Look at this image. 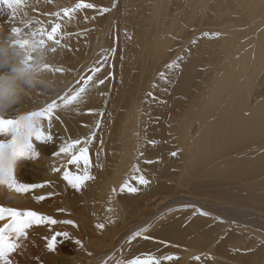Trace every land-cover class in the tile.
Masks as SVG:
<instances>
[{
  "label": "bare ground",
  "instance_id": "obj_1",
  "mask_svg": "<svg viewBox=\"0 0 264 264\" xmlns=\"http://www.w3.org/2000/svg\"><path fill=\"white\" fill-rule=\"evenodd\" d=\"M100 1L83 0V2L93 3L95 7L99 5ZM199 1L201 0H184L189 4V7L187 10L181 9V12H179L182 16V22L179 21L178 23V21L170 19L171 27L167 29L177 33L183 31L182 24L187 25L186 27H197L205 15V9H200L203 16H199L196 9ZM79 2L81 0H25L26 6H22L18 12L26 15V18H29V15L35 18V20L32 18L23 20L25 23H32V28L35 30L39 25H42V23L36 25V21L46 22V19H49L48 16L54 15L53 11L57 12L62 8L75 7ZM136 4H142L143 15L137 13V15L128 16L121 21L123 23L120 25V32L115 34L117 35L115 49L111 55H106L108 56L107 59L104 58V61L98 60L96 63L92 62L90 51H92L93 57L96 50H99L95 47L96 38L102 27H105L106 30L102 42L110 39L115 28L113 23L106 21V25H102V18L97 13L94 16L95 19L89 21L90 19L85 16L84 9H78L72 13L71 17H66V21L60 30V35L63 36L62 44L65 47L62 50L58 48L57 53L53 54L54 59L52 60L55 66L64 67L66 71L62 76L57 74L58 79L53 80L55 89L64 88L69 83V79L80 75L82 69L86 71L84 78L92 75V69L97 66L101 70L94 74V81L89 82L85 98L81 103L72 105L71 110L68 112L58 109L56 115L60 119L56 120L54 116L50 130L47 129V121L44 122L45 130L50 131L54 139L46 143L34 141L38 146L39 156L32 160L20 159L18 161L15 169L17 182L43 184L44 187H37L20 195V193L9 190L6 185H0V207L17 210L21 208L20 211L33 210L42 215L51 216V209L57 207L51 204L53 198H47L46 201L40 200L39 205L37 203L33 205L34 198L31 197V194L37 197L43 194L46 195L48 184H52L55 186L54 194L58 193L57 188L61 189L59 200L63 204L62 209L59 210L60 213L57 212L54 217L64 218V216L66 217L65 214H69V219L72 218L71 221H73L74 227L77 228V232H73L72 239L68 240V243H70L66 250L58 251L53 257H49L50 259H44V256L42 257L40 253V242L48 236L47 228L45 224L33 225V227L27 229L28 236L19 241L20 247L9 258L12 260V264H43L44 262H48V264H83L85 258L89 260L86 264H121V262L122 264L127 262L130 264V261L136 257L153 256L161 259L162 264H176V260H163L162 257L167 256V253L178 254V249H182L179 254L181 260L179 264H193L188 254L199 250H202V254L200 260H196L197 264H264V240L258 241L260 246L255 249V252L252 251L254 253L248 255L240 253L230 259L229 256H226V252L229 250L227 244L234 241L232 238L234 236L229 233L227 238L224 239L225 241L216 242V237L214 239L215 232L205 225V220L198 221L195 219L197 221L192 222L195 228L201 230L197 234L177 232L174 228V230L160 229L154 232L153 236H150L155 240L178 246L176 249L167 248L164 250L158 242L145 241L143 238H139L153 216L166 210L164 202L169 199L168 196L172 195L173 189L179 187L176 182L172 187L170 181H163L160 178L168 176L167 169L162 170L160 168H163L161 165L164 162H168L163 158L162 153L164 152L167 155L168 149H170L168 141L164 140L169 131L167 130L169 128L166 129L164 125L168 127L169 120L174 119L173 122L175 123V120L179 119L174 126L175 128L172 127L171 129L175 132V134L173 133L172 142L179 147L180 153L177 155H180L179 157H171L176 158V161L188 160L191 165L190 171H198L200 175L205 176L221 175L225 178L231 177L235 182L245 183L248 181L252 185H255L252 182L254 179L264 176V0H231L226 3L222 2V5L215 10L216 15L214 18L221 19L225 15L226 18L222 20L234 25V31L226 37L227 40L224 39L225 41L220 47L217 44L206 48V51H202L203 47L199 45L194 50V54L187 59V62L182 64L178 61L177 71L174 70L176 72H173V78L179 82L178 88L168 90V92L163 91L167 98L168 96H174L177 97V101L172 102L170 99V102L164 103L161 108H158V104L154 105L153 108H146L147 114L154 113L159 118L157 119L159 125L151 127V133L148 132V134H146L145 124L141 122V119L138 120L141 113L139 107L143 97V90L140 85L149 83L150 78L155 73L154 70L158 67V60L166 54V51L161 49L162 45L168 47L171 39L162 37L166 23L161 19L164 16H161L163 14L161 13L160 3L156 0L131 1L130 6L127 5L128 9L132 11L131 14H134L137 10ZM187 4L182 3L181 5ZM95 7L92 9L93 13L98 8ZM144 7L151 9V16L148 18L145 17ZM152 10L155 11L153 14L157 17L152 18ZM50 22H52L51 19ZM90 24L93 26L91 30L95 34H92V41L88 45L89 30L87 27ZM13 26L17 25H14L11 10L0 4V37H6ZM108 28H110L109 33ZM22 29L24 31L28 30L23 27ZM128 32H130V37L126 36ZM115 35H113V38ZM113 40L110 39L109 41L112 42ZM215 51H217L216 58L211 55ZM207 52L208 58L203 59L204 54ZM202 61L209 73H207L205 79L199 80L200 78L195 76V70L198 63H202ZM99 80H104V83L100 84ZM82 84L83 81L80 80V84L74 87L71 86V88L75 90ZM110 86L111 92H109ZM189 89H193L192 95L185 100L181 95ZM152 96L149 99L152 100ZM52 98H54L52 92H49L47 96L34 95L33 99L25 100L23 109L32 108V106H27L32 103H38L37 105L42 103L41 105H44ZM137 98L140 100H137ZM104 103L107 107L102 121L106 129L103 133L104 137L96 134L91 146L88 145L89 149L96 150L95 153L90 154V157L91 162L97 164L98 168L89 169L94 179L86 182L81 189H75L63 180L61 171H51L53 167H62L63 170L65 168L69 170V164L67 163L69 157L64 154L54 156L53 153L59 150L61 146L58 144L60 143L64 144L73 139L85 140L90 126L100 116L99 112L102 107H105ZM192 108L196 111L195 114L193 112L192 121L196 123L197 130L195 129L196 133L193 138L191 136V146L186 148L182 146L184 140H181V137L183 138L187 132L184 130V125L187 126L189 123L188 117L194 111ZM146 121L145 118L144 122ZM166 121L168 122L166 123ZM179 125L182 129H178ZM187 130L189 129L187 128ZM135 137L136 141L132 142ZM148 137L149 140L152 139V143H149L146 147L144 143ZM98 138L102 139V145L105 143V147L98 146ZM140 149H145L144 155L146 157L151 155L160 160L161 163V165H156V161L152 163V174L147 178L149 180L148 185H140L135 177L131 179L130 176L129 182V177L124 174V167H126L124 162L127 156H130L131 159L135 150ZM137 151L136 153H138ZM82 168L83 166L77 169L75 165H72L69 171L77 173L82 171ZM121 177L127 179L126 182L128 181V184L136 187L138 191L130 194L127 190H121ZM107 182L108 186L106 187ZM119 188L121 193H118V198L111 199L113 194H111V190L115 189L119 192ZM243 189H246V185H243ZM49 190L54 191L53 189ZM122 191L125 192V195ZM257 195L259 194H254L251 198L257 201ZM133 196H135L134 199H132ZM186 196L188 195L186 194ZM91 198L94 200L93 204L91 203L83 209H79L78 203L80 201L86 199L90 202ZM114 200H117V206L119 205V210L122 212L121 220H116L114 217L115 212L112 210ZM259 200L261 206H264V196L259 195ZM183 202L185 203V200ZM200 204H203V202H200ZM128 205H130L129 209ZM214 210H209L210 215L213 217L218 216L220 222L224 220L227 223L233 220L238 225L241 224L240 221L243 219L258 215L257 217L261 218L264 223V215L256 214L252 207L236 206L231 210H223V212H216V210L214 212ZM260 210L264 213V207ZM85 214H91L94 222L87 218ZM8 219L5 217V219L0 220V227L8 223ZM58 221H61V219ZM101 223L104 224L102 229L97 227ZM46 226L48 227V225ZM239 226L241 227L242 224ZM262 226L264 228V224ZM72 227L70 228L73 230ZM226 228L227 226L221 228L219 236L225 232ZM76 241H80V243L77 244ZM129 241H131L129 244H132V246H129L123 254L116 257L123 246L129 245L127 243ZM76 245L78 251L74 252Z\"/></svg>",
  "mask_w": 264,
  "mask_h": 264
},
{
  "label": "rangeland",
  "instance_id": "obj_2",
  "mask_svg": "<svg viewBox=\"0 0 264 264\" xmlns=\"http://www.w3.org/2000/svg\"><path fill=\"white\" fill-rule=\"evenodd\" d=\"M131 1L133 2L134 0H131ZM131 1L130 0H101L99 2V5L96 6L98 8L95 7L96 11L94 13L92 12L93 8L92 9H84L85 10V12H84L85 16H87L88 19H90L89 21H93L95 19L94 16L97 13V15L100 16V18H102V25H104V24L106 25V21H108V22L110 21V23H113V26L115 27L113 29V31H114L113 34L110 36L111 40L114 39L112 42L109 41L110 39L106 40V42H102V39L104 38V36L106 34V30L104 29L105 27H102L101 32L98 34V36L96 38V46L95 47L98 48L99 50L95 49L96 52L94 53L93 57H92V51H90V55H91L90 57H91V60L93 63H96V61L98 62V60L104 61L103 59L105 58L106 55L109 56L112 54V51L115 49V47H114L115 46V39L117 38V35H115V34H118V32H120V29H121L120 25H121V23H123V22H121L122 20L126 19L128 16L137 15V13H140L141 15H143L142 14V4H140V5L136 4L137 10L135 11L134 14H131L132 11L130 9H128V6H130ZM136 1H138V0H136ZM156 1L159 2L161 5V13L163 14L161 16H164L161 19L164 20V22L166 23L165 28L163 29L162 37L164 39H166L168 37L169 39H171V43L168 44V47H165L162 45L161 49L163 51H166V54L164 57H162L161 59L158 60V63H159L158 67H156V69L154 70L155 73L150 78L151 80L149 81V83L140 85V88L143 90V91L141 90L143 92V97H142L141 104L139 107V108H141V110H140L141 113L138 116V120L141 119V122H143V124H145L146 134H148V132L151 133L150 132L152 130V129H150L151 127L153 128V127L159 125L158 120H157V119H159L158 116L154 115V113L147 114L146 108H149V107L153 108V106L156 104H158V108H161L164 105V103L165 104L167 102L169 103L170 99L172 102L177 101V97H174V96H171V97L168 96V98H167V96H165L163 94V91L168 92V90L171 91V90L178 88L179 82L173 78V75H174L173 72H176L177 68L179 66L178 61H180L182 64L187 62V59L190 58L194 54V50L197 49V47L199 45H200V47H203L202 51L203 50L206 51L205 50L206 48H208V47L210 48V47L217 45V44L220 47L224 43L223 41L227 40L226 37L231 32L234 31V28H233L234 25L228 24V22L226 23V20L225 21L222 20V19L226 18L225 15H223L221 17V19H215L214 18L216 15L215 10L222 5V2L226 3V2H229L231 0H201V1H199L198 7H196L197 11L199 12V16L200 15L203 16V13L200 12V9H205L204 10L205 15L202 18L201 23L198 24L197 27H195V28L186 27L187 25L182 24V29H183V31H181L182 33L181 32L175 33V32H172L171 29H167V28L171 27L170 19H174L175 21H178V23H179V21L182 22V20H181L182 16L179 14V12H181V9L187 10V8L189 7V4H187V2H184V0H156ZM182 3H186L187 5L183 6V5H181ZM64 5H66V4L64 3ZM126 6H127V8H126ZM72 8H74V6ZM105 8L108 9V11H106V12L102 11ZM138 8H140V9H138ZM63 9L64 8H62V10H60V11H57V12L61 13V18H57L55 15L48 16L49 19H46V22L40 21L42 23L41 26H44L48 30H50V28L52 26V23H50V19H51L52 22L61 23V28H62V26L64 25V23L66 21V17H63ZM150 10H151L150 8L144 7V14H145L146 18L151 16ZM51 12H52V10H51ZM54 13H56V12L53 11V14ZM153 13H155L154 10H152V14ZM89 15H90V17H89ZM20 17H21V21H23L26 18V15H22L18 11L15 15H13L14 25H17V26L20 25L23 27V25H21ZM155 17H157V16L155 14H153L152 18H155ZM30 18L35 20V18L31 17L30 15H29V18H26V19L28 20ZM109 18H110V20H109ZM167 20H169V21H167ZM31 25L33 26L32 23H31ZM36 25H37V23H36ZM90 25H88V27H87L89 30L88 31L89 32L88 33V39H87L88 45L92 41V37H93L92 34H95V32L91 30V29H93V26L92 25L90 26ZM41 26L39 25L38 28ZM107 31L109 33L110 28H108ZM113 35H115L114 38H113ZM126 36L130 37V32H128L126 34ZM95 50H93V51H95ZM216 54H217V51L211 53V55H213L215 58H216ZM205 55H207V56H205ZM205 58H208V52L204 54L203 59H205ZM170 64L173 65V67L169 68L168 65H170ZM174 70H176V71H174ZM85 72L86 71L82 69L79 76L76 75L75 78L69 79L68 80L69 83L67 84V86L68 87L76 86L77 85L76 81L81 80V77L84 76ZM207 73H209V70H206V66L203 63V61H202V63H198V67L195 70V76L200 78L199 80H201V79L206 78ZM167 76H169V77H167ZM178 79H180V78H178ZM107 85H108V83H107ZM170 87H172V88H170ZM174 87H176V88H174ZM61 89L66 90V86L64 88H61ZM189 90H190V92H189ZM189 90H187V92H185L184 94L181 95L182 97H184L185 100H187V98H190L192 95L193 89H189ZM109 92H111V86L109 87ZM160 92L162 93V97H161ZM155 93L158 97L155 95ZM170 94H171V92H170ZM151 95H153L152 96L153 101L151 99H149L151 97ZM137 100H140V99L137 98ZM47 102H51V100H48ZM37 104L38 103H36V104L32 103L31 105H27V106H32V108H25V109H23L24 108V105H23L21 110H22V112L28 111V110H37L40 106H43V105H41L42 103H40L39 105H37ZM184 104H185V102H184ZM106 108L107 107L105 104V107H102V109L99 112L100 116L90 126L89 131L87 132V134L85 136V139L92 137L93 133L95 135L98 134L99 136L104 137L103 133L106 129L104 128L102 121H103V118L106 114L105 113ZM190 110H191V108H190ZM192 110H194V111H192V115L188 117V119H189L188 125L187 126L184 125V130H185V132L186 131L187 132H186L185 136H183V138L181 137V140H184V142L186 141L185 142L186 145L183 144L184 142L182 143V146L186 147V148L191 146V144H192L191 139L193 138V135L196 133L195 131L197 130L196 123L192 121L193 115L196 113V111L194 108H192ZM193 112H194V114H193ZM145 118L147 119L146 122H144ZM177 119H178V117H177ZM173 120H169V123H168L169 126L168 127L166 125H164L166 127V129L169 128V129H167L169 131L167 132V135L165 136L164 140L168 141L170 149H168L169 151L167 152L168 156L166 154H164V152L162 153V156H163V158L168 160V162H164L161 165L160 160H158L156 157H153L151 155L149 157H146L144 155L145 149L144 150L140 149L138 151L135 150V153H134V155L132 154L131 159H130V156H127V159L124 162L126 165V167H124V171H125L124 174H127L128 177L130 176L131 179H134L133 177H135V180H137L136 177H138L139 175H143L146 179L148 177H150V175L152 174V172H151L152 171V169H151L152 163L154 161H156L157 162L156 165H161L163 167L160 169H162V170L167 169L166 171L168 172V176H162L160 178L163 181L164 180L170 181V183L172 184L171 185L172 187H174L173 186L174 182H176V184H178V186H179V187L173 189L172 195L170 197L168 196L169 199H167L164 202V206L166 207V210H165L166 212L163 211V212L153 216V219L147 225V227H145L143 229L142 236L139 238H143V240H145V241L151 240L150 242H152V241H154L156 243L158 242L164 250L167 248L176 249L178 246H175L173 244H170V243L164 242V241L161 242V240H155L154 238H151L150 236H153L154 232H156L157 230H160V229H165V230L166 229H169V230L172 229V230H174V228H176L175 231H177V232H181V233L188 232V233H192V234H195V233L197 234L198 232L200 233L201 230L198 228H195L192 225V222L197 221V220L198 221L199 220H201V221L205 220V222H204L205 225L209 226V228H212L214 230L213 231V232H215L214 233V235H215L214 239L216 237V242L225 241L224 239L227 238L229 233H230V235L234 236V237H232L234 241L227 244L229 247V250H227L226 256H229L230 259H231V257H235L236 254L244 253V255H248V254L254 253L256 251L255 249L260 246L259 242L264 240V228L262 226L264 223H263V220L261 218L257 217L258 215L256 217H253V218L243 219L242 221H240V223L242 224V226L240 227L239 225H241V224L237 225V223L235 224V222L233 220L232 221L230 220L227 223H225L224 220H222L220 222V220H218L219 217L218 216H216V217L211 216L210 215L211 213L209 210L211 209V211H213L215 208H217V209H215L216 212H220V211L223 212V210H226V209L231 210L236 206H240V207L245 206V208L252 207V209H254V211H256L255 212L256 214H262V216H263L264 213H262V210H260V209L263 208L264 206H261V204L259 203L260 202L259 195L264 196V176L263 177L261 176L257 179H254L252 182L255 183V185H252L248 181H246L245 183H239L237 181L235 182V180L232 179L231 177L225 178V177H222L220 175L222 178L221 179L219 175L205 176L203 174L200 175V173L198 171L197 172L190 171L191 165H190V162L188 160L176 161L175 160L176 158L171 157L172 152H176L177 154L180 153L179 147L175 146V144H173V142H172L173 133L175 134V132L171 129L172 127L175 128L174 126L179 121V119L177 121L175 120V123L173 122ZM167 122L168 121H166V123ZM97 125H98V127H97ZM186 127L189 130H187ZM180 128L182 129L181 125H179L178 129H180ZM87 135H89V136H87ZM191 136H192V138H191ZM138 138H139V136H138ZM138 138H137V140H138ZM98 139H99L98 140V142H99L98 146L105 147V145H104L105 143L102 145V143H103L102 139L101 138H98ZM151 140H149V137L145 140L146 142L144 144L146 145V147L148 146L149 143H152ZM92 141H93V139H92ZM135 141H136V137L132 140V142H135ZM58 145L62 146L63 143H60ZM90 146H91V143L89 144V147ZM89 151H90L89 156H91L90 154L95 153L96 150L95 149L92 150L90 148ZM136 151L138 153H136ZM179 155H176V157H179ZM90 161H91V157H90ZM134 165L139 168V172H137L136 169L133 167ZM71 166L72 165L69 164V170L71 169ZM95 168H98L97 164L91 162V167L89 169H95ZM60 169L62 172L61 174L63 175L64 170L62 169V167ZM130 177L128 178L129 182H130ZM126 180L127 179H122V177H121L122 184H124L126 182ZM162 180H160V181H162ZM128 181H127V183H129ZM230 183H231V185H230ZM242 184L246 185V189H243ZM48 186L49 187H48L47 194L42 195V196L46 197L43 200L46 201L47 198H49V199L53 198V202L51 204L53 206H57L54 209H51L52 210L51 212L49 211L51 217L56 219V220L61 219V221L71 220L72 218L69 219L70 218L69 214H65L66 217L64 216V218L54 217L55 214L57 212L60 213L59 210L62 209L63 204L59 200V195L61 194L59 192H62V191L60 188H57V190H58L57 194L58 195L54 194V192H55L54 187L55 186L52 184L51 185L48 184ZM107 186H108V182L106 184V187ZM241 187H242V189H241ZM49 189H53L54 191H51ZM116 191H113V189L111 190V194L112 193L114 194V195L112 194L111 199L117 197L121 193L120 188H119V192L117 191V193H115ZM197 191H198V193H197ZM218 192L221 194V196ZM123 194L125 195V192H123ZM186 194L188 196H186ZM254 194H259V195H257V197H258L257 201L256 200L254 201L251 198L252 195H254ZM20 195H22V193H20ZM31 197L34 198L33 203H32L33 205L36 203H37V205L40 204V200L36 199L37 196H34L31 194ZM134 197L135 196H133L132 199H134ZM207 197H208V199H206ZM201 198H202V201H201ZM184 200H185V203L183 202ZM187 201H189L190 203ZM199 201L203 202V204H200ZM239 201L241 202V204ZM91 203L92 204L94 203L93 198H91L90 202L86 201V199H84L82 202L80 201V203H78V206L80 207L79 209H83L85 206H87ZM215 203L218 207L215 205ZM117 204H118L117 200H114L112 210H114V212H115L114 217L116 218V220H121L122 212L119 210V205L117 206ZM171 204H173V205H171ZM203 205H206V206H203ZM213 205H214V207H213ZM127 207L129 209L130 205H128ZM197 207H199V208H197ZM18 210H21V208H19ZM215 210H214V212H215ZM198 213H199V215H198ZM85 216L87 218H90L92 220V222H94L93 216L91 214H85ZM177 217H179V218H177ZM204 217H206V218H204ZM195 219H197V220H195ZM237 220H240V219H237ZM215 225H216V227H214ZM225 225L227 226L225 232L222 233L221 236H219V232L221 231V228H225L226 227ZM246 225H247V227H246ZM217 226H218V228H217ZM45 227L47 228L48 236L45 237L44 241L40 242V244H41L40 253L42 254L41 255L42 257L44 256L43 257L44 259L49 258L51 256L53 257V255H55L58 251L66 250L69 243H70V242L68 243V240L72 239L73 232L74 233L77 232V228L74 227V223L73 224L58 223L56 225H48V227L45 225ZM70 227H72L73 230ZM58 232L59 233L66 232V233H68V236L67 237H65L63 235L57 236L55 250L49 251L47 249V242L46 241H48V239H50L52 235H55ZM145 237H148V238L146 239ZM232 238H230V239H232ZM127 243L129 244V243H131V241H129ZM257 244H258V246H257ZM126 245L123 246L121 251H120L121 248L119 249L120 252H118V254L114 253V254H117L116 257H118V255L123 254V252L127 248H129V246H132V244H129L127 246ZM215 247H216V245H215ZM43 250H45V251H43ZM77 251H78V246L76 245L74 247V252H77ZM181 251H182V249H178V254L174 255V253H172V254L167 253V256L175 257L177 255L178 259H176L175 263L179 264L181 261L180 257H179V254ZM252 251H254V252H252ZM71 252H73V251H71ZM246 252H248V253H246ZM201 254H202V250H199L198 252H195V253L193 251V253L188 254V255L190 257L191 262H193V264H197L194 257H196V256L200 257ZM164 257H166V256H164ZM164 257H162V258H164ZM207 258H209V257H207ZM88 262H89V260L87 258H85V260L83 261V264H86ZM194 262H196V263H194ZM43 264H48V262H44ZM126 264H128V262Z\"/></svg>",
  "mask_w": 264,
  "mask_h": 264
},
{
  "label": "snow or ice",
  "instance_id": "obj_3",
  "mask_svg": "<svg viewBox=\"0 0 264 264\" xmlns=\"http://www.w3.org/2000/svg\"><path fill=\"white\" fill-rule=\"evenodd\" d=\"M0 4L5 5L15 15L25 0H0ZM93 3H77L74 8H64L63 17H71L78 9H92ZM102 11H108L103 9ZM54 15L61 18V13ZM23 23L22 27L13 26L6 37H0V185H6L7 188L16 193H27L37 187H44L43 184L18 183L15 177V169L20 159H35L39 156L38 146L34 141L46 143L54 139L50 131L45 130L44 122L47 121V129H51L53 118L60 117L56 115L58 109L68 112L71 106L79 104L85 98L89 82L94 81V74L100 72V67L92 69L93 74L86 78L81 77L82 86L73 90L66 85L65 89L56 90L53 80L58 79L57 74L62 76L66 69L61 66H55L52 63L58 48L63 49V36L60 35L61 23L50 22V30L41 26L33 30L31 23ZM40 24V21H36ZM59 37V38H58ZM107 59V56H105ZM169 68L173 65H168ZM80 84V80L76 81ZM100 84L104 80H99ZM94 86V85H93ZM52 92L55 98L51 102H45L37 110H28L22 112V106L25 100L33 99L34 95L47 96ZM58 101H60L58 103ZM35 102V101H34ZM98 127V125H97ZM95 134L88 139H73L65 142L54 156L64 154L69 157L67 163L75 165L77 169L83 166L82 171L73 173L67 168L63 171V180L67 181L75 189H81L86 182L94 179L90 174L89 168L91 161L88 145L94 139ZM176 156V152L171 153ZM137 172L139 168L133 166ZM52 172H60L59 167L51 168ZM140 185H148L143 175L136 177ZM121 190H127L129 193H136L138 189L129 185L127 182L121 185ZM115 191V189L113 190ZM37 200L45 199L44 196L36 197ZM111 211V209H110ZM9 218L8 223L0 227V264H12L10 255L20 247L19 241L28 236L27 229L33 225H56L58 223L73 224L71 220L58 221L51 216L42 215L33 210L20 211L14 208L0 207V220ZM98 228H104V224H98ZM68 236V233H56L47 241V249L53 251L56 248L57 236ZM146 239L148 237H145ZM77 244L80 241H76ZM163 259L173 261L178 257L166 256ZM200 260L199 256L194 257ZM122 264V262H121ZM130 264H162L161 259L153 256L145 258L136 257L130 261Z\"/></svg>",
  "mask_w": 264,
  "mask_h": 264
}]
</instances>
